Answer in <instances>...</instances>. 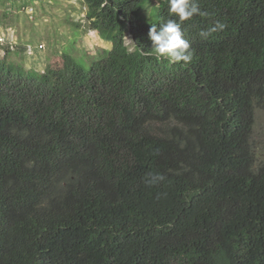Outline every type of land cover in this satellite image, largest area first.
Instances as JSON below:
<instances>
[{
  "label": "trees",
  "instance_id": "16d2710c",
  "mask_svg": "<svg viewBox=\"0 0 264 264\" xmlns=\"http://www.w3.org/2000/svg\"><path fill=\"white\" fill-rule=\"evenodd\" d=\"M81 1L110 43L89 65L0 61V264H264V0H198L187 65L148 38L167 0Z\"/></svg>",
  "mask_w": 264,
  "mask_h": 264
},
{
  "label": "rangeland",
  "instance_id": "374dc122",
  "mask_svg": "<svg viewBox=\"0 0 264 264\" xmlns=\"http://www.w3.org/2000/svg\"><path fill=\"white\" fill-rule=\"evenodd\" d=\"M158 1L149 0L140 21L154 19ZM84 13L81 0H0V61L39 74L60 67L63 54L89 65L110 43L87 28ZM124 44L132 50L127 36ZM250 142L255 163L264 165V111L254 110Z\"/></svg>",
  "mask_w": 264,
  "mask_h": 264
},
{
  "label": "clouds",
  "instance_id": "9594fccd",
  "mask_svg": "<svg viewBox=\"0 0 264 264\" xmlns=\"http://www.w3.org/2000/svg\"><path fill=\"white\" fill-rule=\"evenodd\" d=\"M168 12L170 16L175 17L167 19L159 25L152 24L148 38L152 42V50L170 63L183 62L184 65L191 63L193 59V50L190 42L185 38L183 23L190 21L194 16H206L207 13L202 12L198 0H167ZM227 25L222 22L215 24L207 30H202L199 35L207 39L212 34L223 31ZM129 41H131L129 39ZM135 44L133 41H131ZM166 177L160 173H148L145 181L149 186L163 182Z\"/></svg>",
  "mask_w": 264,
  "mask_h": 264
},
{
  "label": "built area",
  "instance_id": "2783aa9c",
  "mask_svg": "<svg viewBox=\"0 0 264 264\" xmlns=\"http://www.w3.org/2000/svg\"><path fill=\"white\" fill-rule=\"evenodd\" d=\"M0 44H1V42H0Z\"/></svg>",
  "mask_w": 264,
  "mask_h": 264
}]
</instances>
